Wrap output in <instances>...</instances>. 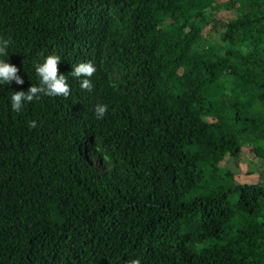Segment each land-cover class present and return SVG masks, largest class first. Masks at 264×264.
<instances>
[{"label":"trees","instance_id":"1","mask_svg":"<svg viewBox=\"0 0 264 264\" xmlns=\"http://www.w3.org/2000/svg\"><path fill=\"white\" fill-rule=\"evenodd\" d=\"M0 35V264H264V178L222 164L264 163V0H0ZM53 53L94 89L13 111Z\"/></svg>","mask_w":264,"mask_h":264},{"label":"clouds","instance_id":"2","mask_svg":"<svg viewBox=\"0 0 264 264\" xmlns=\"http://www.w3.org/2000/svg\"><path fill=\"white\" fill-rule=\"evenodd\" d=\"M13 43L14 41L10 36L0 35V85L11 84L13 81L16 84L24 83L18 67L9 61V49ZM61 58L60 55L53 53L35 64L38 83H32L27 91H12L9 102L13 111L20 113L26 104L39 100L43 96H70L69 76L79 80L81 89H86L89 92L94 89V83L91 78L96 72V66L92 61H81L73 64L71 72L65 75L58 71V62ZM108 109L109 105L107 103H97L94 107L95 118L97 120L104 119ZM28 127L30 129L37 128L38 121L35 119L28 121ZM131 264H141V262L139 259H134Z\"/></svg>","mask_w":264,"mask_h":264},{"label":"rangeland","instance_id":"3","mask_svg":"<svg viewBox=\"0 0 264 264\" xmlns=\"http://www.w3.org/2000/svg\"><path fill=\"white\" fill-rule=\"evenodd\" d=\"M221 18H231L234 16L233 11H222L218 14ZM205 36H207V30H204ZM222 164L230 168L235 172L237 180L239 182H255L261 181L264 178L263 162L257 159L249 150L244 148L243 152L239 155L238 159H233L230 156H226ZM257 232H262V228L256 224L251 225Z\"/></svg>","mask_w":264,"mask_h":264}]
</instances>
